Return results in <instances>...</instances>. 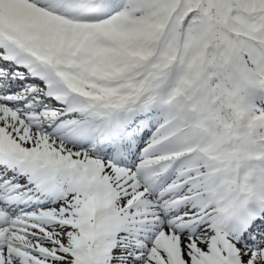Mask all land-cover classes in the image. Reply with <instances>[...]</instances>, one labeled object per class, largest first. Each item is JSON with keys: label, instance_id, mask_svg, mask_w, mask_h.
I'll use <instances>...</instances> for the list:
<instances>
[{"label": "snow or ice", "instance_id": "obj_1", "mask_svg": "<svg viewBox=\"0 0 264 264\" xmlns=\"http://www.w3.org/2000/svg\"><path fill=\"white\" fill-rule=\"evenodd\" d=\"M0 264H264V0H0Z\"/></svg>", "mask_w": 264, "mask_h": 264}, {"label": "clouds", "instance_id": "obj_2", "mask_svg": "<svg viewBox=\"0 0 264 264\" xmlns=\"http://www.w3.org/2000/svg\"><path fill=\"white\" fill-rule=\"evenodd\" d=\"M224 134V129L214 124L206 132V142L212 143L217 137H221ZM221 168L222 173L219 180L228 207L230 209L247 207L251 202V196L242 186L253 183L251 172L246 171L244 163L239 161L235 164H222Z\"/></svg>", "mask_w": 264, "mask_h": 264}]
</instances>
